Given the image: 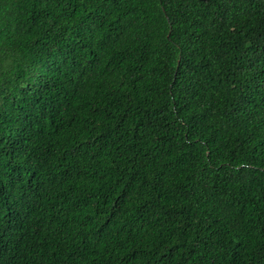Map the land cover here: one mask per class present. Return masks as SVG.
<instances>
[{
    "label": "trees",
    "instance_id": "1",
    "mask_svg": "<svg viewBox=\"0 0 264 264\" xmlns=\"http://www.w3.org/2000/svg\"><path fill=\"white\" fill-rule=\"evenodd\" d=\"M0 264H264V0H0Z\"/></svg>",
    "mask_w": 264,
    "mask_h": 264
}]
</instances>
